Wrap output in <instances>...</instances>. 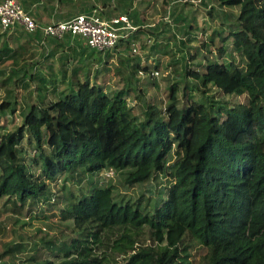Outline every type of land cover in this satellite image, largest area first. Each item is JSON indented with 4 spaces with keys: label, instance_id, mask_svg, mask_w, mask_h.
Instances as JSON below:
<instances>
[{
    "label": "trees",
    "instance_id": "16d2710c",
    "mask_svg": "<svg viewBox=\"0 0 264 264\" xmlns=\"http://www.w3.org/2000/svg\"><path fill=\"white\" fill-rule=\"evenodd\" d=\"M16 1L28 13L54 0ZM152 1L169 21L146 23L132 0L102 10L134 28L106 52L0 32V205L19 216L63 203L52 217L70 229L14 232L0 264H264V0H201L218 23L205 20L196 47L190 4ZM39 6L28 14L42 24L54 6ZM108 171L145 192H120Z\"/></svg>",
    "mask_w": 264,
    "mask_h": 264
},
{
    "label": "rangeland",
    "instance_id": "374dc122",
    "mask_svg": "<svg viewBox=\"0 0 264 264\" xmlns=\"http://www.w3.org/2000/svg\"><path fill=\"white\" fill-rule=\"evenodd\" d=\"M115 0H73V3L65 2L63 4H58L56 0L54 1H42L41 3H38V7H40V4H46L48 6H54L56 13H67L70 12H84L85 10H88L87 7L91 6L93 7L91 12L94 10L97 11L98 15L101 17L100 13L103 9L107 10L111 9L115 6ZM149 0H132L133 10H138L144 17L146 23L154 24L161 20L169 21L168 20V11L164 12L161 8V4L159 1H152L150 6H146V2ZM201 0H171V7H180L182 4H185V2H188L190 6H186L183 8V11L193 20V24L196 26L194 33H196V37L188 36L190 37V46L196 47L198 46L203 40L205 36H201V29L202 27H205V20L209 23L206 24V29H208L211 25L216 26L217 20L211 21L208 18L206 19V15L201 7H199ZM107 5V7H105ZM103 7V8H102ZM196 9H199L198 13L196 12ZM116 11H118V8H116ZM85 14H88L84 12ZM71 16H75L71 13ZM111 18V17H110ZM107 18V19H110ZM56 20V19H55ZM212 23V24H210ZM196 38V39H195ZM215 46H219V40L215 41ZM136 52H134L137 55H143L141 52L139 46L136 45L134 47ZM230 50L233 51V48L230 47ZM161 67L157 71V75L152 74L151 79L156 81V83L159 85L160 90H156L154 87L148 88L147 92L149 95H154L157 98H162L165 94L163 90L166 87V82L161 81V76L165 75L167 72L164 69L163 64H160ZM1 96V94H0ZM228 99L231 103L242 101V98H225ZM70 118L75 120L74 115H70ZM16 126H20L21 119L18 117L16 120ZM105 178L109 179V184L115 185L116 189L120 192L132 196L133 198H136L141 194V192H145V188L142 189H131V190H125L121 187L122 184V175L108 171L104 174ZM102 180V178L100 179ZM63 178L60 179V181L57 183V187H60L63 185ZM148 188V186L146 187ZM56 191V188H55ZM149 194L146 193V197H148ZM63 207V203L58 204L57 206H54L53 208H47L46 210H38L37 212L32 213H26L25 211L17 216L13 215L7 208L3 209L0 205V252L4 250L5 244H8L12 241H14V232H22L32 237H39L42 234H44L48 239L53 237H58L62 232L69 233L70 229L65 224H61L57 221L56 218L52 217V214H57L59 212V209ZM38 241V240H37ZM40 258H44L45 256H48L49 253L45 250L40 251ZM197 253H194L193 259H196Z\"/></svg>",
    "mask_w": 264,
    "mask_h": 264
},
{
    "label": "built area",
    "instance_id": "2783aa9c",
    "mask_svg": "<svg viewBox=\"0 0 264 264\" xmlns=\"http://www.w3.org/2000/svg\"><path fill=\"white\" fill-rule=\"evenodd\" d=\"M15 26L28 32L40 30L47 38L62 39L65 35L80 36L90 49L98 52L111 50L120 38L126 37L127 31L134 30L128 17L103 19L96 10L73 16L65 21L41 24L26 13L16 0H2L0 2V32ZM133 52H136L135 48Z\"/></svg>",
    "mask_w": 264,
    "mask_h": 264
},
{
    "label": "crops",
    "instance_id": "0c3cea01",
    "mask_svg": "<svg viewBox=\"0 0 264 264\" xmlns=\"http://www.w3.org/2000/svg\"><path fill=\"white\" fill-rule=\"evenodd\" d=\"M29 1V0H28ZM0 2H1V0H0ZM38 8V5H36V4H32L31 6H29L28 7V13H30V12H32V11H36V9ZM41 8V7H40ZM71 13L73 14V15H75V12L73 13V12H67V13H56L55 12V9H54V11L53 12H50V11H47L46 12V14L43 16V19H44V22L43 23H49V22H51V21H55V22H58V21H65V20H67V19H69V18H67V19H63V20H55L56 18L58 19V17L61 15H67L68 17H70V15H71ZM82 14H84V13H82ZM71 17H73V16H71ZM42 23V24H43Z\"/></svg>",
    "mask_w": 264,
    "mask_h": 264
}]
</instances>
